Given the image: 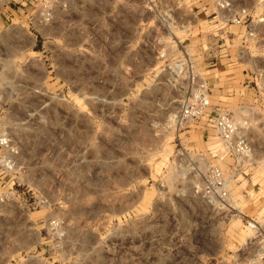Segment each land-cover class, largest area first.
<instances>
[{
	"label": "rangeland",
	"instance_id": "1",
	"mask_svg": "<svg viewBox=\"0 0 264 264\" xmlns=\"http://www.w3.org/2000/svg\"><path fill=\"white\" fill-rule=\"evenodd\" d=\"M37 1L0 0V264H264V0Z\"/></svg>",
	"mask_w": 264,
	"mask_h": 264
},
{
	"label": "built area",
	"instance_id": "2",
	"mask_svg": "<svg viewBox=\"0 0 264 264\" xmlns=\"http://www.w3.org/2000/svg\"><path fill=\"white\" fill-rule=\"evenodd\" d=\"M36 6L39 23L47 25L51 20L52 0H38ZM222 8L220 7V9ZM245 15L246 13L243 10L233 15L229 14L226 16V22L238 25ZM196 120H203V126L212 133V136L222 143L227 154L237 160L246 156L248 151L247 142L237 131L231 117L226 112H221L215 106L211 105L204 93H196L192 101L186 102L178 112L179 124ZM15 155L16 149L10 139L5 134H0V168L4 171H9L13 166ZM209 181L215 187L222 185V173L219 169L215 168L210 171ZM11 194V191H0V203L7 201L8 196ZM245 223L246 227L252 233L253 238L259 237L262 228L251 220Z\"/></svg>",
	"mask_w": 264,
	"mask_h": 264
}]
</instances>
